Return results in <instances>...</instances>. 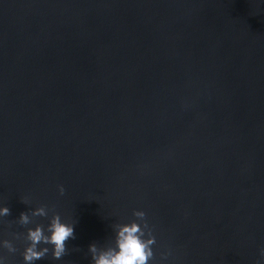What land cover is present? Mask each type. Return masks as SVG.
Returning a JSON list of instances; mask_svg holds the SVG:
<instances>
[{
  "label": "water",
  "instance_id": "95a60500",
  "mask_svg": "<svg viewBox=\"0 0 264 264\" xmlns=\"http://www.w3.org/2000/svg\"><path fill=\"white\" fill-rule=\"evenodd\" d=\"M6 206L2 264L55 213L75 238L35 264H94L135 211L149 264H264V0H0Z\"/></svg>",
  "mask_w": 264,
  "mask_h": 264
},
{
  "label": "clouds",
  "instance_id": "9594fccd",
  "mask_svg": "<svg viewBox=\"0 0 264 264\" xmlns=\"http://www.w3.org/2000/svg\"><path fill=\"white\" fill-rule=\"evenodd\" d=\"M59 191L61 195L64 194L63 185L59 186ZM10 214L9 207L0 208V216ZM134 215L138 220L143 221V226L137 221L117 225L115 246L99 248L95 243L89 246L94 264H149V261L154 258L152 246L156 243V238L145 219L146 213L135 211ZM47 216L48 208L45 205L36 208L31 216L27 212H22L19 222L21 225L27 226L33 223L32 217ZM74 228L75 224L63 222L59 213L52 216L47 232L42 224H37L34 228L29 227L25 237L29 244L23 252L25 264H35V261L46 257L50 249L49 247L41 248V244L52 245L53 258L61 259L67 252L66 242L75 238ZM3 246L9 252L17 251L8 240L3 242ZM261 256L264 257V250L261 251ZM3 259L0 257V264H2Z\"/></svg>",
  "mask_w": 264,
  "mask_h": 264
}]
</instances>
